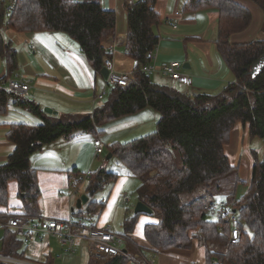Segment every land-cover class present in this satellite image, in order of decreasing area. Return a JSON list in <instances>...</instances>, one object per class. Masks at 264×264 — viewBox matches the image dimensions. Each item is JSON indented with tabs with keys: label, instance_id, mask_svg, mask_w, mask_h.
I'll return each mask as SVG.
<instances>
[{
	"label": "trees",
	"instance_id": "obj_1",
	"mask_svg": "<svg viewBox=\"0 0 264 264\" xmlns=\"http://www.w3.org/2000/svg\"><path fill=\"white\" fill-rule=\"evenodd\" d=\"M250 1L262 11L261 35L246 43H232L231 36L250 27L253 17L247 7L233 0H185L182 5L184 12H218L214 43L233 77L218 93L182 92L179 89L183 85L159 84L141 69L150 65L147 53L158 45L160 37L155 29L160 18L154 10L156 0H138L126 5L125 53L136 62L131 81L112 87L106 101L89 113L53 115L7 90L5 81L17 72L18 58L15 46L4 38L1 28L65 33L77 42L85 60L99 74L104 60L112 54L103 43L115 34V13L95 0H0V57L5 70L0 79V114L5 112L8 100L14 99V104L41 118L40 123H12L7 130L13 150L0 163V206L7 205V185L11 181L16 183L21 205L19 213L0 210V219L11 214L40 215L36 170L29 162L33 153L60 138L71 139L76 131L94 133L105 122L151 108L158 113L153 132L108 146L112 156L139 180L137 200L152 210L150 215H158V222L143 226L151 250L188 249L195 242L205 250V264L215 260L222 264H264V154L261 160L255 158L245 183L238 178V166L230 164L225 152L237 122L246 123L248 138H259L264 146V67L253 78L249 74L251 63L264 52V0ZM232 172L234 185L225 195L227 211L221 208L216 219H210L214 207L208 211L205 206L212 204L213 194L206 192L190 200L187 195L200 186L220 189L218 184ZM78 175L75 173L71 181ZM117 177L103 168L90 173L84 190L89 197L85 205L88 218L97 220L105 206V200L96 202L91 196ZM238 182H244L247 188L237 198L234 187ZM82 212L73 214L82 216ZM141 214L126 221V232L132 230ZM232 228L239 233L235 243L229 241ZM22 247L14 232L1 230V255L21 257ZM127 262L125 256L118 255L105 262L90 257L87 264Z\"/></svg>",
	"mask_w": 264,
	"mask_h": 264
},
{
	"label": "crops",
	"instance_id": "obj_2",
	"mask_svg": "<svg viewBox=\"0 0 264 264\" xmlns=\"http://www.w3.org/2000/svg\"><path fill=\"white\" fill-rule=\"evenodd\" d=\"M95 1L103 8L115 13V34L108 37L103 43L112 53L110 59L113 68L117 72L131 74L134 70V60L125 53L127 0ZM184 1L156 0L154 10L159 15L160 24L155 31L160 38L150 65L153 67L156 77H162L165 79V83H174V81L164 77L160 70L162 66L171 61H179L182 66L184 65L181 72L190 76L192 80L190 86L183 85V87L190 89V92L193 93L216 94L233 79L227 66L220 59L213 41L218 12L215 9L184 12L182 11ZM233 1L247 7L252 13L253 19L250 27L231 36V42L246 43L258 38L261 35L259 29L262 23L260 8L250 0ZM1 29L4 38L9 40L17 50L18 70L11 78L21 77L30 84V90L25 96L26 99L38 104L42 110L49 108L56 111L57 114L89 113L100 103L95 99V96L100 93L97 89L103 85L105 78L100 73L97 74L93 71L83 57L78 44L74 43L76 41L68 35L62 32L33 33L15 32L7 28ZM175 38L181 40L182 44L180 45L177 40H173ZM4 74V61L0 57V79ZM106 96L103 93L101 100ZM25 110L31 115H28ZM26 116L31 122L40 123L41 121L39 116L32 114L27 109L23 110L14 102L6 107L3 114H0V163L5 161L13 150V144L6 138L8 128L12 123H18L17 121H27L23 119ZM157 118L158 113L151 108H144L137 113L123 117L117 120V122H121L117 126L122 129L119 137L116 139L114 136L108 135L105 137L108 138L106 143L120 142V139L137 135L140 126L149 129L151 123L152 125L156 123ZM232 133L233 129L230 133V139ZM227 145H225V149ZM61 147V138L45 145L41 151L36 153L46 156L31 157L30 159L33 160L30 161V166L36 170V176L37 171H40L41 176L48 180L50 187H55V195L50 196L39 191L38 209L40 215L46 218L64 220L79 216L73 214L78 210L73 208L78 195H74L69 185L72 177L78 171L75 166L72 170L60 168L62 165L59 162H62V158L53 151ZM245 168L247 170L244 174L249 175L250 165ZM84 190H79V193H85ZM117 194V189H114L110 196L104 199L105 206L98 215L97 226H111L108 223V216L115 205ZM121 202H123L122 204L127 203L123 201V196ZM89 219L87 218V220ZM141 220L143 223L136 229L138 235H135L136 230L134 233L125 232L124 234L127 241L121 247L133 258L128 260L126 264H141L143 259H147L152 264H205V250L195 242L188 249L171 248L157 252L152 251L143 236V226L153 221L149 218ZM55 238L49 234H40L39 237L32 239L24 247L23 255L16 259L17 264L88 263L91 255L86 241L76 240L72 249L59 241L61 248L56 249L53 246V241L57 239ZM50 242L52 245L49 244Z\"/></svg>",
	"mask_w": 264,
	"mask_h": 264
},
{
	"label": "rangeland",
	"instance_id": "obj_3",
	"mask_svg": "<svg viewBox=\"0 0 264 264\" xmlns=\"http://www.w3.org/2000/svg\"><path fill=\"white\" fill-rule=\"evenodd\" d=\"M160 28V27H159ZM214 36L216 37V32H214ZM213 38V41L215 39ZM173 40H177L179 44H182V41L175 38ZM76 45L77 43L74 42ZM182 64V63H181ZM183 71V69H182ZM150 77L152 81L157 82L159 84H165V79L162 77H156L154 72L150 73ZM170 84V83H169ZM174 85L178 86L177 83H173ZM112 87H109L107 89L105 82H103L102 86H99V89H97L98 92L104 93V96L107 95V91L109 92ZM182 92L188 91L190 92V89L185 87H180L179 89ZM98 93L97 95H99ZM107 97V96H106ZM107 99V98H106ZM106 99L104 101H106ZM103 100H98L99 102ZM45 108H43L44 110ZM24 110V109H23ZM26 112V110H25ZM27 113V112H26ZM28 115L29 112L27 113ZM23 119L27 121H17V122H28V123H35L29 121V117H24ZM158 119V118H157ZM41 122V121H40ZM39 123V122H37ZM118 123L116 120L110 122H105L95 128L94 133L90 132H83V131H76L73 134V137L67 141L62 139V147L58 148L56 150H52L53 153L56 155L59 154V156L62 158V162H59L60 165H62V168H65L66 170H72L73 166L76 167L77 171L79 173V177L81 180L77 183V190L74 195H78V198L81 194L85 193H79V190L85 189L87 186L88 177L86 176L87 173H93L97 171L99 168H103L107 172H112L118 174V177L114 181L107 182L103 188L99 191H97L93 196H91V199L96 202H101L102 200L108 198L110 194L113 192L114 189H117V197L115 200V205L112 209V211L109 213L108 216V223L111 225V228L113 231L125 234L126 230L124 228L126 221L129 219H132L134 217V207L137 200V193H136V187L139 184V180L129 174L128 169L124 164L118 161L116 156H112L111 158H107L108 154L110 153L108 150V146L111 144V142L106 143L105 137L114 136V138L119 137V133L122 130L117 125ZM156 123L148 128H140L137 131V135L132 136H139L151 133L155 130ZM248 129L247 124L242 122H237L233 128L232 138L230 139V142L226 146L225 152L229 156L230 164L232 166H238L237 175L238 178H240L242 181L247 183V180L251 176V168L252 164L257 158L258 160H261L264 154V146L263 142L259 138H255L250 140L248 138ZM98 134V135H97ZM97 135V136H95ZM125 137L124 139H120V142H125L130 139H133L135 137ZM99 138L103 143V152L99 155H95V148L93 146V141L95 138ZM113 143V142H112ZM62 149V150H61ZM61 150V151H60ZM45 154L41 153H33L31 157H45ZM33 159H29V162ZM247 165H250V174H246L247 168H245ZM245 173V174H244ZM38 181H37V191L42 192L43 194L48 195H55V187H50L49 182L46 178L41 176V172L37 171ZM234 179H235V173H229L223 180L218 184L220 186V189H214L216 186L211 185L208 189H205L204 187L200 186L197 187L194 191L191 192L188 199H193L201 195H205L206 192L213 194L212 204L214 205L213 211L210 214V219H216L217 214L221 211V202L225 203L228 187H231L234 185ZM72 182V181H71ZM70 182V183H71ZM244 182H238L235 187V197H240L246 190V185ZM69 183L70 187L71 184ZM126 194L128 196V201L126 204H122L121 198L122 196ZM24 194L22 193V196ZM58 195V194H57ZM77 198V199H78ZM62 204V203H61ZM20 205H21V199L17 194L16 190V183L15 181H11L7 185V205L6 207L0 206V210H6L11 213L19 212L20 211ZM74 210H76L75 204H74ZM85 206H82L81 209L77 211H84ZM97 216V215H96ZM149 218L153 222H158V215H147V214H141L139 215L132 226L131 231H127L130 233H134V231L142 224L141 219ZM62 220V219H60ZM1 229L0 228V235H1ZM135 235H138V230L135 231ZM56 239V238H55ZM127 241V239H126ZM52 245V242L49 243ZM53 246L56 247V249H60V243L59 240L56 239L53 241ZM25 247V246H24ZM22 247V249H24ZM66 247H68L66 245Z\"/></svg>",
	"mask_w": 264,
	"mask_h": 264
},
{
	"label": "built area",
	"instance_id": "obj_4",
	"mask_svg": "<svg viewBox=\"0 0 264 264\" xmlns=\"http://www.w3.org/2000/svg\"><path fill=\"white\" fill-rule=\"evenodd\" d=\"M13 0H10L12 2ZM136 0H127V5H132ZM154 51L148 52L147 56L153 58ZM136 62L134 61V66ZM104 67L108 69V74L105 78L107 87L124 86L131 81V74L117 72L114 70L111 59L106 58L104 60ZM146 73L154 72L151 65L141 67ZM182 64L179 61H171L168 64L161 67V74L178 84L190 86L191 77L183 74ZM5 86L9 92L15 97H25L29 90L30 84L24 81L21 77L9 78L5 81ZM103 93L95 96L96 100H101ZM14 99H10L7 102L9 106ZM95 148V155H99L103 152V143L100 139L96 138L93 141ZM86 176L89 178L90 173ZM81 180L79 175L72 180L71 189L73 193H76L77 183ZM123 201H128V196L123 195ZM214 207L213 204H207L206 210H211ZM223 212H226V204L221 203ZM82 216L76 218L67 219H52L46 218L41 215H26V214H11L3 219H0V228L14 232L15 237L20 240L23 246H26L35 237H39L40 234H49L56 237L61 243L66 244L69 249H72L76 240L86 241L91 257L98 262H105L112 257L123 255L128 260H132L125 250L122 249V244L126 242V236L124 234L117 233L112 230L111 226L99 227L96 225V219H89L87 211H83ZM233 220V218H231ZM238 229L232 228L229 231L230 243H235L238 239ZM18 257H11L0 254V262L5 264H17ZM141 264H152L147 259H143ZM213 264H222L219 261H213ZM226 264V263H223Z\"/></svg>",
	"mask_w": 264,
	"mask_h": 264
},
{
	"label": "water",
	"instance_id": "obj_5",
	"mask_svg": "<svg viewBox=\"0 0 264 264\" xmlns=\"http://www.w3.org/2000/svg\"><path fill=\"white\" fill-rule=\"evenodd\" d=\"M184 67V65H183ZM264 67V52L256 59L254 60L251 65H250V71L249 74L250 76L253 78L255 77L257 74H259L261 72V70ZM100 74L106 78L107 74H108V69L106 67H103L100 71ZM45 112L47 113H53V114H57L56 111H53L49 108H45L44 109ZM112 154L109 153L107 158H111ZM24 196V195H23ZM89 200V197L86 194H81L80 197L76 200V204L75 207L76 209H81L82 206H85L87 204ZM134 213H144V214H151L152 210L143 202L141 201H137L134 207Z\"/></svg>",
	"mask_w": 264,
	"mask_h": 264
},
{
	"label": "bare ground",
	"instance_id": "obj_6",
	"mask_svg": "<svg viewBox=\"0 0 264 264\" xmlns=\"http://www.w3.org/2000/svg\"><path fill=\"white\" fill-rule=\"evenodd\" d=\"M126 50V49H125ZM222 203V202H221ZM84 211H86V210H84Z\"/></svg>",
	"mask_w": 264,
	"mask_h": 264
},
{
	"label": "snow or ice",
	"instance_id": "obj_7",
	"mask_svg": "<svg viewBox=\"0 0 264 264\" xmlns=\"http://www.w3.org/2000/svg\"><path fill=\"white\" fill-rule=\"evenodd\" d=\"M37 39H39V37H37Z\"/></svg>",
	"mask_w": 264,
	"mask_h": 264
}]
</instances>
